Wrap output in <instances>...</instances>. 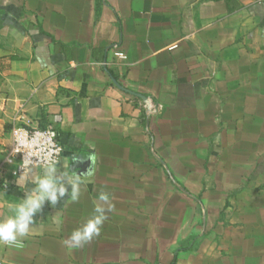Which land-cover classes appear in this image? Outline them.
Segmentation results:
<instances>
[{
  "label": "crops",
  "instance_id": "1",
  "mask_svg": "<svg viewBox=\"0 0 264 264\" xmlns=\"http://www.w3.org/2000/svg\"><path fill=\"white\" fill-rule=\"evenodd\" d=\"M15 125L53 128L84 182L0 264H264V0H0V160ZM42 170L4 174L0 219Z\"/></svg>",
  "mask_w": 264,
  "mask_h": 264
},
{
  "label": "clouds",
  "instance_id": "2",
  "mask_svg": "<svg viewBox=\"0 0 264 264\" xmlns=\"http://www.w3.org/2000/svg\"><path fill=\"white\" fill-rule=\"evenodd\" d=\"M57 165L56 159H50L43 167L42 175L35 180V186L25 197L18 203L8 205L11 214L5 219H0V245L22 248L24 245L21 238L29 234L34 216L42 211L45 202L55 206L66 194L72 202L79 200L81 184L84 182L81 174L74 170L62 172L58 170ZM31 167V162L24 163L21 168L22 178L28 177ZM88 174L91 175L90 172ZM99 201L101 203L95 206L93 215L65 241L69 247L80 248L100 235L108 218L107 213L111 212L114 206L106 192L99 194Z\"/></svg>",
  "mask_w": 264,
  "mask_h": 264
},
{
  "label": "built area",
  "instance_id": "3",
  "mask_svg": "<svg viewBox=\"0 0 264 264\" xmlns=\"http://www.w3.org/2000/svg\"><path fill=\"white\" fill-rule=\"evenodd\" d=\"M113 54L118 59H125L126 57L116 45H113ZM142 105L147 111L152 113L159 108L150 99H144ZM11 136L10 147L0 160V179L7 171L14 177L21 176V168L26 161L31 162V169H43L50 159H56L59 164L62 157V147L53 128L28 129L15 125L11 129Z\"/></svg>",
  "mask_w": 264,
  "mask_h": 264
}]
</instances>
